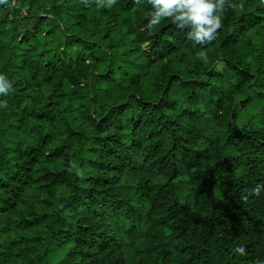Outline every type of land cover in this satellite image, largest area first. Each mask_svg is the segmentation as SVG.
<instances>
[{
  "label": "trees",
  "instance_id": "1",
  "mask_svg": "<svg viewBox=\"0 0 264 264\" xmlns=\"http://www.w3.org/2000/svg\"><path fill=\"white\" fill-rule=\"evenodd\" d=\"M232 3L204 46L148 0L0 4V264H264V0Z\"/></svg>",
  "mask_w": 264,
  "mask_h": 264
},
{
  "label": "clouds",
  "instance_id": "2",
  "mask_svg": "<svg viewBox=\"0 0 264 264\" xmlns=\"http://www.w3.org/2000/svg\"><path fill=\"white\" fill-rule=\"evenodd\" d=\"M7 2L8 0H0V4ZM133 2L140 4L142 0ZM148 3L155 8L148 21L149 28L154 29L170 18L171 23L182 28L187 27L190 30L188 38L196 45L202 46L210 44L216 38L218 31L223 27L224 15L229 8L234 11L243 9L242 3H232V0H148ZM115 4L116 0H108V4L103 7ZM204 58L207 59L206 56ZM11 90V82L4 75H0V95L6 96ZM6 106V102H0V107ZM76 174L81 175V170L77 168ZM236 251L243 253L244 249L238 248Z\"/></svg>",
  "mask_w": 264,
  "mask_h": 264
}]
</instances>
